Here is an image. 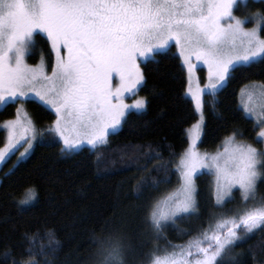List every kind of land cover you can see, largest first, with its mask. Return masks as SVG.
I'll return each instance as SVG.
<instances>
[{
	"label": "snow or ice",
	"instance_id": "obj_1",
	"mask_svg": "<svg viewBox=\"0 0 264 264\" xmlns=\"http://www.w3.org/2000/svg\"><path fill=\"white\" fill-rule=\"evenodd\" d=\"M249 2L264 0H0V105L23 100L30 94L48 105L56 119L47 129L62 141L64 153L82 144L106 147L130 109L142 111L146 98L125 103L144 82L141 58L147 61L174 42L188 73V94L200 119L189 129L190 146L176 166L179 186L147 210L151 227L161 230L197 213V173L214 172L215 204L222 207L238 187L245 205L231 216H221L186 244L164 255H153L151 264H221L222 257L257 230L264 232V197L256 201L258 182L264 183V152L237 143L236 133L224 140L223 152L201 154L197 142L204 127V97L215 95L234 74L264 62V11L243 19L234 11ZM252 23V27H246ZM43 33L54 62L44 56L29 64L35 35ZM195 59L196 63H193ZM207 66L202 87L193 76L198 64ZM50 68V71H49ZM119 84L113 87V75ZM241 106L251 115L264 141V83L241 88ZM7 142L0 148V163L19 147L24 157L45 131L38 130L26 112L3 124ZM155 186L147 180L141 187ZM34 199V195L30 197ZM26 203V202H25ZM26 252L32 256L35 237L25 234ZM98 264H124L119 239L100 241ZM13 264H39L36 259Z\"/></svg>",
	"mask_w": 264,
	"mask_h": 264
},
{
	"label": "trees",
	"instance_id": "obj_2",
	"mask_svg": "<svg viewBox=\"0 0 264 264\" xmlns=\"http://www.w3.org/2000/svg\"><path fill=\"white\" fill-rule=\"evenodd\" d=\"M264 11V3L238 6L234 14L245 17ZM27 62L41 56L54 60L47 37L37 33ZM145 77L136 93L146 98L142 111H129L106 147L61 151L62 143L47 129L56 119L52 110L32 99L24 107L38 130L30 154L17 160L11 154L0 177V264L36 259L39 264H96L100 241L119 239L124 264H151L153 255H164L186 244L221 216L234 215L244 204L239 189L222 207L215 204L213 176H196L197 213L169 221L159 231L147 218L150 205L179 186L176 166L188 145L187 129L197 120L186 95L187 76L174 45L158 51L141 64ZM264 83V62L236 72L215 95L204 97V127L199 150L213 153L234 132L255 142L257 127L239 105L241 88ZM19 99L0 106V123L15 116ZM5 142L0 130V147ZM147 180L155 186L141 187ZM34 195V199L30 198ZM264 197L258 182L256 201ZM26 202V203H25ZM25 234L35 237L28 248ZM221 264H264V232L257 230L237 242Z\"/></svg>",
	"mask_w": 264,
	"mask_h": 264
},
{
	"label": "rangeland",
	"instance_id": "obj_3",
	"mask_svg": "<svg viewBox=\"0 0 264 264\" xmlns=\"http://www.w3.org/2000/svg\"><path fill=\"white\" fill-rule=\"evenodd\" d=\"M235 15H236L238 18H241V19L244 18V17L238 16L237 14H235ZM252 26H253L252 23H247V24H246V27H248V28H251ZM37 33H39V32H37ZM41 34H43V33H41ZM43 35H45V34H43ZM45 36H46V35H45ZM171 45H174V42H170L169 47H170ZM174 47H175V46H174ZM166 49H167V48H166ZM166 49H159L158 51H165ZM158 51H157V52H158ZM175 51H176V53L178 54V50H177L176 48H175ZM178 56H179V54H178ZM53 58H54V54H53ZM149 58H150V57H149ZM53 60H54V59H53ZM180 60H181V59H180ZM39 61H40V59L38 60L37 63H39ZM53 62H54V61H53ZM143 62H145V60H143V58H141V61H140V67H141V64H142ZM181 62H182L183 67L185 68V66H184L182 60H181ZM193 63H196L195 59H193ZM29 64H30V63H29ZM141 70H142V68H141ZM49 71H50V68H49ZM185 71H186V76H187L186 95H187V97H189V98L191 99V96L188 94V73H187L186 68H185ZM207 75H208V69H207V66L204 65L203 63L198 64V67H197V69H196V72L194 73V76H193L192 87L195 88V86H196V81H197V80L199 81V83H200V85H201V87H202L205 83H207ZM253 83H261V82L254 81V82H251V83H249V84H247V85H250V84H253ZM118 84H119L118 77H116L115 74H114V75H113V87L115 88L116 86H118ZM244 87H245V86H244ZM218 90H219V89H218ZM218 90H217V91H218ZM240 93H241V91H240ZM138 98H144V97H142L141 95H139V94H137V93H135V95L128 94L127 98L125 99V103L132 104V103L134 102V100H135V99H138ZM27 99L36 100V101L40 102L41 104H43L41 101H39V99H38L35 95L30 94L28 97L23 98V100H20V99H19L20 102L18 103L17 108H20V109H21V112H26V113L28 114V112L26 111V109H25V107H24V101L27 100ZM10 101H11V100H10ZM191 101H192V99H191ZM192 103H193V106H194V109H195V104H194L193 101H192ZM43 105L46 106L47 108H49L50 110H52L48 105H45V104H43ZM239 105H240L241 109L243 110V108H242V106H241V94H239ZM0 106H1V105H0ZM52 111H53V110H52ZM129 111H136V110H135V109H130ZM129 111H128V112H129ZM53 112H54V111H53ZM195 112H196V110H195ZM243 112H244V111H243ZM244 113H245V112H244ZM196 114H197V120H196L193 124H195V123L200 119L199 114H198L197 112H196ZM245 115L248 116V117H250V118L254 121V123H255V125H256V127H257V132H256V135H255V139H256V141H258V142H257V143H255V142H249V141H245V140H243V139H241V138H237V137H236V142H237V143L250 144V145H252L253 147L257 148L258 150L264 152V141L259 140V139H258V136H257V134L261 131V127H260V126H257L255 119H254L251 115L246 114V113H245ZM28 116H29V114H28ZM15 117H16V114H15V116H14L13 118L8 119V120L15 119ZM29 117H30V116H29ZM30 119H31V118H30ZM8 120H5V121H3V122L0 123V130L3 131V133H4V138H5V142H4L3 146H1L0 148L4 147V145H5L6 142H7V133H6V130L3 128V124H4L6 121H8ZM193 124H191V125L188 127V129H187L188 145H187L186 149L190 146V138H189V131H188V130L191 129V127H192ZM118 129H119V128H118ZM118 129H116V130H118ZM116 130H114V131H116ZM59 139H60V138H59ZM35 142H36V141H35ZM35 142L33 143V147H34ZM199 142H200V141L197 142V150H198L201 154H204V152H201V151L199 150V147H198ZM61 143H62V141H61ZM62 146H63V144H62ZM24 147H26V145H25ZM24 147H19L18 150L13 151L11 154L15 153V154H16V159H17V157H20V153L24 151ZM33 147L31 148V150L29 151L28 154H26L24 157H21L20 159H24V158H26V157L30 154V152L32 151ZM82 147H90V148H92V146H90V145H88V144L85 143V144H82L79 148H77V149H75V150H73V151H76V150H78V149H80V148H82ZM186 149H185V150H186ZM223 150H224V142H223L222 147H221L220 149H218L217 151H215V152H213V153H207V154L215 155L217 152H223ZM183 153H184V152H183ZM11 154H10V155H11ZM10 155H9V156H10ZM9 156H8V157H9ZM20 159H19V160H20ZM179 160H180V158H179ZM179 160H178V163H179ZM3 165H4V162L0 163V177H1V173H2V167H3ZM201 172H207V173H211V174H212V176H213V185H214V186H213V188H214V197H215V180H216V176H215L214 172L211 171V170H209V169H207V168H204V169H201L197 174H199V173H201ZM234 189H238V187L233 188V190H234ZM233 190H232V191H233Z\"/></svg>",
	"mask_w": 264,
	"mask_h": 264
},
{
	"label": "clouds",
	"instance_id": "obj_4",
	"mask_svg": "<svg viewBox=\"0 0 264 264\" xmlns=\"http://www.w3.org/2000/svg\"><path fill=\"white\" fill-rule=\"evenodd\" d=\"M96 264H98V261L96 262Z\"/></svg>",
	"mask_w": 264,
	"mask_h": 264
}]
</instances>
